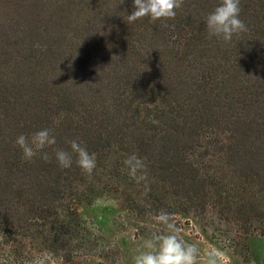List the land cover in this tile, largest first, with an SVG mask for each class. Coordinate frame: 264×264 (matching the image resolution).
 <instances>
[{
  "label": "trees",
  "instance_id": "trees-1",
  "mask_svg": "<svg viewBox=\"0 0 264 264\" xmlns=\"http://www.w3.org/2000/svg\"><path fill=\"white\" fill-rule=\"evenodd\" d=\"M218 3L184 0L174 19L128 23L133 0H0V264H123L81 202L212 214L237 182L245 198L221 208L235 212V244L234 225L264 207V0H240L248 31L229 44L204 23ZM44 128L51 158L25 160L16 138ZM73 139L95 153L91 176L75 156L67 169L56 162L53 149ZM132 153L147 165L146 195L123 163ZM197 157L222 161L235 181Z\"/></svg>",
  "mask_w": 264,
  "mask_h": 264
},
{
  "label": "rangeland",
  "instance_id": "rangeland-1",
  "mask_svg": "<svg viewBox=\"0 0 264 264\" xmlns=\"http://www.w3.org/2000/svg\"><path fill=\"white\" fill-rule=\"evenodd\" d=\"M196 161L207 170H216L217 175L227 182L235 178L225 168L222 161L211 157H197ZM232 181V182H234ZM234 184L237 187H234ZM220 195L213 197L212 214L172 216L171 223L177 230L178 235L188 243H195L200 249L199 264H203L204 253L211 248L221 251L225 264H264V207L259 211H246L247 219L243 227L234 225L239 230L235 244H230L227 229L232 226L228 219L229 210L225 215L221 208L228 203L242 202L244 192L238 187L237 182L229 183L220 191ZM222 197V201L218 199ZM230 199L231 201L227 200ZM219 202L214 208L216 200ZM248 201H250L248 199ZM234 207V206H233ZM79 214L93 228L106 236V241L117 244L122 250L123 264H134L133 257L144 250V241L156 232H167L165 225L155 219V215L146 210L138 213L130 208L123 207L121 203L110 196H102L78 205ZM254 214V215H253ZM259 216L256 217V215ZM255 216V217H254ZM263 220V221H262ZM215 234V235H212ZM32 264H61L50 260L47 262H34ZM80 264H99L96 258H84Z\"/></svg>",
  "mask_w": 264,
  "mask_h": 264
},
{
  "label": "clouds",
  "instance_id": "clouds-1",
  "mask_svg": "<svg viewBox=\"0 0 264 264\" xmlns=\"http://www.w3.org/2000/svg\"><path fill=\"white\" fill-rule=\"evenodd\" d=\"M183 2L184 0H133L134 10L127 15V22L133 23L146 16L152 21L174 19L176 10L182 7ZM240 12V0H219L204 19L209 39L215 37L224 44H229L234 36L246 33L248 27L240 19ZM15 143L22 150L25 160H32L40 155L43 160L48 161L51 157L44 150L55 145L56 138L51 129L44 128L31 133L30 136L20 134ZM69 144L70 151L62 148L53 149L58 165L63 169L70 168L75 156L77 166L91 176L97 166L95 153H90L77 139L71 140ZM123 163L133 180L138 184L144 182L146 195L150 188L147 185L148 172L144 160L136 153H132ZM155 219L165 225L168 231L152 233L150 238L144 241V250L133 257L134 264H199L200 249L195 243H188L178 235L171 223V214L161 209L155 215ZM203 264H225L223 254L216 248L208 249L204 253Z\"/></svg>",
  "mask_w": 264,
  "mask_h": 264
}]
</instances>
